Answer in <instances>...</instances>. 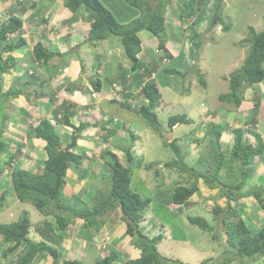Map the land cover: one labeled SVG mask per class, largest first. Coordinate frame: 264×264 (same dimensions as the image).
Listing matches in <instances>:
<instances>
[{"label": "rangeland", "instance_id": "rangeland-1", "mask_svg": "<svg viewBox=\"0 0 264 264\" xmlns=\"http://www.w3.org/2000/svg\"><path fill=\"white\" fill-rule=\"evenodd\" d=\"M100 1L119 21L128 22L139 15V12H136L125 0ZM150 1L153 5L156 3V0ZM187 1L190 2L192 7L190 16L184 15L183 11L188 7V4H185ZM60 4H63V0H0V24L8 20L11 15H17L22 19L21 28L11 34L12 38L8 39L14 41L20 36L26 41L23 46L14 48L9 52L15 57V66H10L3 73L2 89L7 90L15 84L22 89L23 95L21 94L17 98L11 97L0 105V117L4 113L9 116L5 124L0 123V129L3 128L2 140L8 143V151L15 153L11 164H4L5 157L8 154L7 151L0 153V168H3V172L0 173V186L8 183L7 180L10 179L9 171L14 165L25 168L30 167L35 171L40 170V164L43 162L42 157L38 156L40 152H36L37 149L34 147L29 148L32 139L28 141L27 136H25L26 133L24 134L29 125L35 126L44 117L52 123H56L55 119L62 118L64 113H69L71 117H74V124L82 122L85 124L84 130L87 128L92 130L93 126L86 125L87 123H94L93 121L102 115L107 118L106 124L109 125L113 116L114 120H118L113 121V124L125 125L124 131L127 134H118L117 132V135H112V133L109 134L110 131L107 129L105 132L101 126L98 128L97 134L111 135L108 137V142L111 145L101 143V138H97L98 141L95 144H101L102 146L106 144L110 148L111 146L115 148L117 144L122 148H130L134 160L133 164L126 165L132 171L130 186L142 197H152L153 200L148 202L147 205L153 208V211L157 213L162 221L161 225L156 227L154 220L157 219L151 220V223L141 220V222L144 221L141 224H148V228L152 225V227H156L154 231H161L159 234H162L163 239L157 244L159 254L164 257L179 259L184 264H222L223 262H225L224 264H264V258L243 262V259H239L234 253L225 252L228 248L227 235L223 232L222 224L213 219L214 207L225 206L227 202L221 189L209 188L200 180L199 190L190 198V202L186 203V206H177L171 203V199L174 185H178V181H182L180 173L177 168L161 167L162 164L177 159L173 149L167 144L169 140L162 135V130L173 131L171 141L178 137V143L184 150H187L189 147L194 148V144L190 145L188 138L192 140L196 136H203L207 122L217 118L225 122L226 119L231 127L246 128L248 125L246 123L243 125L241 122H244L248 115L249 119L253 116L256 118L255 129L261 134L264 143V79L251 86H246L243 91L244 97L252 99V102L255 100V94L259 95L263 106L258 105L253 111L250 109L245 110L244 105L241 108L238 107L239 109L234 108L230 104L222 103L217 98L220 93L227 91L225 76L241 64L247 55L249 48L244 45L245 47L241 49V40L249 37L251 27L256 32L264 29V0H183L180 5L177 0H171L165 7L164 37L166 43H168L167 48L172 51L171 54L173 55L175 53L174 49L183 44V57H179L178 60L170 57L168 62L163 63L165 60L160 62L158 70L162 80L158 77L159 97L157 105L153 108L157 115V126L149 124L142 117L143 115L138 112L142 104H148L147 98L141 93V87L148 82L149 78L157 77L155 72H151L149 77L142 76L139 79L138 75L140 76L144 69H138V71L129 69L130 62L123 53L122 45L116 36L107 37L93 46L84 43L83 39L87 37L90 22L87 19L84 21L80 16H73V13L66 6L62 8ZM215 11L220 12V15L214 19ZM202 12H204L203 20L193 25L195 17L201 15ZM81 14H84V11ZM85 16H87V13ZM227 24H230V27L228 30H224ZM190 27L192 28L190 29ZM191 30L199 32L201 34L200 39H203V45L199 50H195V55L188 52V47L190 48L191 44L185 38ZM140 33L143 34L144 32ZM38 40L55 52L49 62L43 66L31 60V49ZM152 40L153 38L147 39V44L158 56L157 43L155 41L152 43ZM183 41L185 42L182 43ZM169 53L168 51L167 57H169ZM7 54L5 52L3 57ZM189 54L191 58H194H192L190 64H187L185 59H191L188 56ZM144 62L150 65L147 59ZM169 69H175L178 73H169ZM148 70H150L149 67ZM26 73L31 74V76L26 77ZM23 74L26 79H23ZM32 76H36V78H32ZM199 78L206 81V87L200 85ZM28 80H30V83H28ZM97 80L103 86V90L101 86L99 90L93 87L91 81L96 82ZM131 81L133 82L131 83ZM79 85L85 86L84 92L92 96H98L96 99L98 101H88V104L92 105L91 108H94L93 111H86L84 108V110L79 111L75 105L70 104L69 101L72 100V97H75L74 90ZM69 86L72 91L69 90L71 89ZM120 102H127L137 112L127 109ZM64 103L67 107L63 105ZM102 105L106 107L101 108ZM222 106L226 108V112L225 109H222ZM55 110H57L56 117H54ZM72 111H77V113L72 114ZM182 113L187 114L188 118H192L193 123L190 125L176 124L169 127L167 123L169 116ZM59 123L56 124L57 131L62 139H68L73 129L68 126L64 127L61 122ZM197 124V130L194 132L196 134H193L190 131ZM225 124L227 123L225 122ZM130 132L143 137L141 142L144 146V153H141V155H139L140 149L133 144V139H129ZM184 133L186 137H183ZM228 133L230 136L228 139L223 137L225 140L223 142L226 144L225 149L227 150L230 143H232L233 136L231 132ZM81 135L86 136L87 134L83 132ZM209 138L208 136L201 142L202 148L196 150L197 145L195 146L191 154V158L194 159L193 163H191L190 158L186 160L198 169L200 167L202 170L207 167L210 169L212 164L206 160L207 157H210L206 146ZM249 138L253 143V136L251 135ZM42 143L45 145V142ZM77 143L81 144L80 139L77 140ZM38 145L41 147L40 144ZM30 149L33 151H30ZM111 151H113L112 148ZM29 152L32 153V156L29 155ZM145 153L146 155H144ZM123 155L119 153V156L122 157ZM34 160H37V163H34ZM253 162L252 167L250 166L252 177L247 180L244 189H248L254 184L264 185V158L258 159L255 157ZM96 164L100 167L102 163L96 161ZM80 165L88 170L89 160L83 159ZM76 167H79V165ZM74 172L73 168L69 171L72 178L75 179L76 175L81 176V174ZM210 172L207 178H209ZM224 176L225 171L222 168L218 177L221 180ZM89 177V180L85 177L82 178L74 187L68 185L69 189H65V194L69 190L72 195L80 198L81 201L92 202L91 204H93L99 197L108 193L110 173L105 166L102 173L90 172ZM70 201V204H72L74 200L70 199ZM239 202H242V204H239L237 208L238 213L246 223H254L255 218L253 217L256 216L254 208L260 210L255 198L252 196L241 198ZM23 210H27L30 219H32L30 236L33 234L37 236L35 224L39 219H43L42 215L33 205L18 201L13 194H8L3 205L0 206V222L18 220ZM187 213L193 216H203L210 224L216 225L214 231L221 234V241H213L211 233L191 224L186 217ZM121 214L117 207L114 212L107 214L109 217L106 215L108 222H117L113 225V228L118 226V222L122 223L119 219ZM259 222L264 224V219L259 218ZM167 224L176 237L174 235L166 236L168 232L163 226ZM148 228L144 229L145 232L153 237L155 234H152V230ZM91 234H93L91 231L83 233L84 237ZM4 246H0V250ZM94 251L98 252V250ZM115 254L121 255L119 252ZM12 256V254H9L6 258H2L0 254V264L13 263ZM209 256H212L213 259L208 260L207 257ZM83 259L90 264L85 254ZM95 259L93 258L94 261ZM32 264L54 263L51 257L45 259L37 257Z\"/></svg>", "mask_w": 264, "mask_h": 264}, {"label": "trees", "instance_id": "trees-1", "mask_svg": "<svg viewBox=\"0 0 264 264\" xmlns=\"http://www.w3.org/2000/svg\"><path fill=\"white\" fill-rule=\"evenodd\" d=\"M125 1L136 12H139L136 18L130 19L128 22L119 21L100 0H63V4L73 13V16H81L83 20L86 21L87 19L90 22L87 37L83 39L84 43L93 46L107 37L116 36L122 45L123 53L130 62V69L133 71L144 69L143 72L140 71L139 79L142 76L149 77L151 72H155L157 77L149 78L148 82L141 87V93L147 98L148 104H142L138 112L143 115L142 117L149 124L157 126V115L153 108L157 105L159 97L158 77L162 80L158 70L160 62L163 59H167V61L163 62L166 63L170 57L175 60L183 57V51L181 50L176 55L169 53V57L166 56L168 50L166 48V38L164 37V9L171 0H156L154 5L150 0ZM177 1L180 5L183 0ZM185 4H188V7L183 10L184 15L190 16L192 14L191 4L189 1ZM82 11H84V14H81ZM86 13L87 16H85ZM203 13L196 17L197 19L193 25L198 24L202 20ZM219 15L220 12H218V17ZM21 26L22 19L17 15H11L8 20L0 24V105L11 97L17 98L19 95H23L22 89L15 84L7 90L2 89L3 73L10 66H15V57L9 52L26 43L25 39L20 36L14 41L8 39L12 38L11 34L20 29ZM229 27L230 24H227L224 30H228ZM152 38V43L154 41L157 43L158 56L147 44V39ZM185 38L191 44V53L195 55V50H199L203 45V39H200L201 34L191 30ZM240 44L248 46L247 55L241 64L225 76L227 91L217 96L219 101L224 104H230L234 108H238L245 99L243 91L246 86H251L264 79V29L256 32L251 27L249 37L242 39ZM5 52L8 54L3 57ZM31 54V60L43 66L49 62L55 52L38 40L33 45ZM146 59L150 65L144 62ZM147 66L150 70H148ZM168 72L178 73L175 69H169ZM25 75L26 77L31 76V74L28 75L27 73ZM25 75H22L23 79H26ZM32 78H36V76H32ZM30 80H28V83H30ZM91 83L96 90L100 89L101 84L98 80L96 82L91 81ZM199 83L201 86L206 87V81L203 78H199ZM69 88L71 87L69 86ZM69 90L72 91V88ZM120 103L127 109L137 112L127 102ZM253 103L254 106L251 111L260 105V100H254ZM63 105L67 107L65 103ZM223 107L222 109H225L226 112V108ZM57 110L54 112V117L57 116ZM213 112L215 113V111ZM75 113L72 111V114ZM8 118V114L4 113L0 117V123L5 124ZM113 119L112 116V126L110 128H106V120L102 124V129L105 132L106 129L109 130V134L112 133V135H117L119 131L126 135L127 133L124 131L125 125L113 124V121H118ZM55 120L57 123L61 122V124L70 126L73 129L68 137L69 140L62 139L56 129V123H52L46 117L41 118L35 126L29 125L26 132H24L27 140L29 141L33 137L44 140V149L47 157L40 164V170L38 171L30 167L25 168L14 165L10 170L8 183L0 186V206L3 205L8 194H13L18 201L33 205L43 217L42 220L39 219L35 224L37 236L34 234L30 236L32 219H30L27 210L22 211L18 220L0 222V241L2 242L0 246L6 244L0 250L2 258L12 254L13 263L11 264H31L36 257L45 258L50 256L54 264H86L78 258L66 257L60 249L61 239L72 232L76 235H81L88 229L97 232L105 223L106 215L118 207L122 213L120 220L126 226L125 232L131 237L132 244L141 249L140 257L124 260L122 264H184L179 259L164 257L159 254L157 244L163 239L162 234L148 237L139 228L143 212L146 210L148 202L153 199L151 196L142 197L140 193L130 187L132 171L130 167L126 166L133 160L130 148H122L117 144L115 145L117 149L123 151L125 163L121 162L119 156L110 150V146H107L104 152L101 153L106 160L107 168L110 169V187L107 194L99 197L93 204H91L92 202L81 201L75 195L66 196L63 189L66 183L67 168L71 163H81V158L83 157L81 154L75 153V149L78 148L77 138L80 135L76 132L82 130L85 125L80 123L75 126L71 122L69 113H64L62 118ZM256 122L254 116L249 119L247 115L245 121L242 122L248 125L246 128L230 126L229 130L233 136L228 150L225 149L226 144L221 141L222 132L228 127L218 119H213L206 123V131L203 136H196L192 140L188 138V142L190 145L194 144V148L198 145L195 148L198 150L202 148L201 142L205 140L204 138L210 137L206 143L210 157H207L206 160L212 164L210 169L208 167L204 169L206 170L205 172L201 167L198 169L195 165H191L194 162V159L191 158L194 148L189 147L184 150L178 143V137H175L172 141H167V144L171 146L176 154L177 159L163 164L164 167L177 168L182 180L178 181V185H174L172 204L186 206V203L190 202V198L199 190L198 181L200 179L207 187L218 188L223 191L227 200L226 205L214 207L213 219L222 224L223 232L227 235L226 243L228 248L225 252L234 253L239 259H243V262L264 258V224L259 222V218L264 219V185L254 184V186L244 189L247 180L252 177L251 164L254 163L255 157L258 159L264 158V143L262 142L261 134L255 129ZM167 123L169 127L176 124L190 125L193 120L190 117L188 118L187 114L182 113L169 116ZM197 127L198 124L190 132L196 134L194 132ZM156 129L158 130L157 127ZM2 131L3 128L0 129V153L7 151L8 154L5 157L4 164H11L15 153L8 151V143L2 140ZM129 135V139L131 138L134 141L135 134L131 133ZM251 135L254 138L253 143L249 138ZM100 136L102 141L108 142V137L111 135ZM183 137H186L185 133ZM188 158H190L191 163L186 161ZM222 168H224L225 176L220 180L218 176ZM2 169L0 168V173L3 172ZM210 170L212 171L210 172ZM209 172L211 174L207 178ZM250 196L255 198L260 208V210L254 208L256 210V216L253 217L255 222L250 223L251 225L246 223L237 210L239 204H242L239 200ZM70 199L74 200L72 204H70ZM223 213L226 214L223 215ZM154 214L156 215V213ZM186 217L191 224L197 225L203 231L211 233L213 241H221V234L214 231L216 225L210 224L205 217L193 216L190 213H187ZM77 220H80V223H77ZM66 228H68L67 231ZM116 258L117 255L111 251L97 258L92 264H111L117 260ZM207 258L208 260L213 259L212 256Z\"/></svg>", "mask_w": 264, "mask_h": 264}, {"label": "crops", "instance_id": "crops-1", "mask_svg": "<svg viewBox=\"0 0 264 264\" xmlns=\"http://www.w3.org/2000/svg\"><path fill=\"white\" fill-rule=\"evenodd\" d=\"M60 5H61L62 8L64 7V4H60ZM182 46H183V44H181L180 47H177V49H174V51H175L174 54L175 55L178 54V51H180V50L182 51ZM167 47H168V43H166V48ZM243 47H245V46L244 45H240L241 49ZM167 50H168V48H167ZM168 51L170 53H172V51H170V50H168ZM188 52L191 53L189 47H188ZM188 56L191 58L190 54ZM140 58L143 59V57H141V56H140ZM185 60H186L187 64L188 63L190 64V61L192 60V58L191 59H185ZM129 69H130V66H129ZM132 82L133 81H131V83ZM82 86L83 85H79L78 88L74 90L75 97H72V100H70L69 102H70V104L75 105L76 109L79 110V111L80 110H84V109H86V111L87 110H92L93 111L94 108H91L92 105L88 104V101L96 102V101H98V100H96L98 96H96V95L92 96L91 94H89L87 92H84L83 90H84L85 86H83V87ZM102 87L103 86H101V89L103 90ZM257 99H259V95L256 93L255 94V100H257ZM251 100L252 99H250V98L249 99L245 98L242 101V103H241V105L239 107L241 108L244 105L243 108H246L245 110H247V109L251 110L253 108V106H254L253 105L254 103ZM260 106H263L261 100H260ZM102 107H106V106L102 105L101 108ZM101 108H95V109L100 110ZM263 108H264V106H263ZM263 111H264V109H263ZM75 112L77 113V111H75ZM107 114H108V112H107ZM74 116H76V115H74ZM104 117L101 115V116H99V118L97 117V120L93 121L94 123H92V124L91 123H87L86 124V125H92L93 129H95V130H93V129L91 130V129H88V128L86 130H84V128H83L82 130L78 131L80 135L77 138V140L80 139V143L81 144L77 143L78 148L75 149V151L77 150V153H80V154H82V153L87 154L88 156L84 157L83 159H88L90 165H88L89 169L87 170V169H84L80 165L81 163H77L79 165V167H76L77 165L72 164L69 167V169L67 171V174H66V182L67 183H65L64 190L66 188L69 189L68 185H69V187H70V185H72V187L76 186V183L79 182L84 177L87 180H89L90 179V177H89V173L90 172L98 174V172L101 171V165H100V167H98L97 164L95 163L96 161L103 163L102 159L100 158V153H101L100 148L95 143H97V141H98L97 138L101 137L100 135L97 134L98 128L101 127L102 124L107 120V118H104ZM73 118L74 117H71V119H72L71 122L74 124ZM217 119L220 121L219 118H217ZM225 122L227 123V124H225V126L228 127V129H226V130H224V132H222V135H221L222 136V141H225L223 139V137H226V139H228L230 137L228 132H230L229 127L231 125L228 122V120H226V119H225ZM225 122H223V123H225ZM79 123L80 122H78V124H74V125L78 126ZM126 123L128 124V121ZM56 124H58V123L56 122ZM62 125L64 127L67 126V125H64V124H62ZM111 126H112V123H111ZM68 127H70V126H68ZM106 128H110V125L106 124ZM83 132L86 133L87 135L86 136L81 135ZM119 133H123V132L119 131L118 134ZM171 133H173V131ZM142 139H143V137L141 135H138V136L135 135L134 141H133V144H135V146L140 149L139 155H141V153H144L143 152L144 151V146L142 145V142H141ZM41 141L45 142L44 140H42L40 138H34L33 137L31 145H29V148L34 147L35 149H37L36 152H38V153L40 152L38 156L42 157L41 160L43 161L44 159H46L47 155H46L45 149L43 147L44 143H42ZM37 143L40 144L41 147H39V145ZM109 145H111V144H109ZM112 150L114 152H119L120 154H123V151L117 149L116 147L114 148L112 146ZM30 151H33V150L30 149ZM29 155L32 156V153L29 152ZM144 155H146V153ZM123 157L124 156H122V157L120 156V159L123 160ZM33 162L37 163V160H34ZM133 162H134V160L132 161V164H133ZM161 167H163V164H162ZM71 168H73L75 170L74 173H79V174H81V176H77L76 175L75 179L72 178V176L69 174V171H70ZM200 180L198 181V186H200ZM66 195L67 196L68 195H72V193H70L69 190H68V193ZM177 206H179V205H177ZM115 210H112L109 213L114 212ZM154 213L155 212L153 211V208L151 206H148L146 208V210H144L143 218L141 220L149 221L151 223V220L157 219L156 221L154 220V225L156 227H158V225H161L162 221L160 220L161 218L157 215V213H156V215ZM107 217H109V215H107ZM119 219H120V217H119ZM121 222L122 223L118 222V226L119 227L117 226L116 228H113V225L116 224L117 222H114V221L108 222V220L105 218V223L103 224V226L97 232L94 233V231L88 229V231H91L93 233V234H91L88 237H84L83 234L76 235L74 232H72L69 235H67V236H65V237H63L61 239V241H60V249L63 251V254L66 257H68V258H78V259L82 260L86 264H88V262H86L83 259V255L84 254L86 255V257L90 261L89 262L90 264H92L94 262L93 258H96V259L100 258V257L108 254L111 251H113L114 253H116V252L121 253V255H117V258H116L117 260L115 262L111 263V264H122V262L124 260L135 259V258L140 257L141 249L132 244L131 237L125 232L126 226H125L123 221H121ZM142 222H144V221H142ZM142 222L140 221L139 228L141 229V231L144 234H146L149 237H151L144 230V229L148 228V224H145V223L141 224ZM77 223H80V220H77ZM156 227H152V225H150L148 229L152 230V234L157 235L161 231H159V230L154 231ZM163 228H166L165 230H167V232H168V234H166V236L174 235V237H176V235L172 231H170V229L168 227V224L164 225ZM67 229L68 228H66V231H67ZM88 231H86V232H88ZM94 250H98V252L94 251ZM67 252H69V253H67ZM47 257H50V256H47ZM47 257H45V258H47ZM45 258H42V259H45Z\"/></svg>", "mask_w": 264, "mask_h": 264}, {"label": "clouds", "instance_id": "clouds-1", "mask_svg": "<svg viewBox=\"0 0 264 264\" xmlns=\"http://www.w3.org/2000/svg\"><path fill=\"white\" fill-rule=\"evenodd\" d=\"M214 13H216V17H218V11H215ZM197 16H199V15H197ZM214 17H215V15H214ZM195 20H196V17H195V19H194V22H195ZM203 20V19H202ZM163 60H165V61H167V59H163ZM201 104H203V103H201ZM114 120V119H113ZM110 125V127H111V123L109 124ZM108 143L109 144V142H106V141H101V143ZM99 146V148H100V151H101V153L102 152H104V149L107 147V145L105 144V146H102L101 144H99L98 145ZM101 146H102V148H101ZM111 148H112V146H111ZM111 148H110V150H111ZM112 152H114V151H112ZM75 153H77V152H75ZM101 153H100V158L102 159V164H101V173H102V170H103V168H104V166L106 167V169L108 170V172L110 173V169L109 168H107V166H106V164H105V162H106V160L102 157V155H101ZM117 156H119V152H114ZM78 154H80V153H78ZM124 154V153H123ZM83 157L81 158V159H83L84 157H87L88 155L87 154H84V153H82L81 154ZM124 157H123V160H121L120 159V156H119V159L121 160V162H124L125 163V155H123ZM133 161V160H132ZM132 161L131 162H129L128 164H127V166H129L130 164H132ZM96 163V162H95ZM72 164H74V163H71V165ZM104 164V165H103ZM70 165V166H71ZM75 165H78V164H75ZM69 166V167H70ZM69 167L67 168V171H68V169H69ZM67 171H66V174H67ZM9 173H10V171H9ZM65 177H66V175H65ZM131 187V186H130ZM64 190V189H63ZM64 192H65V190H64ZM67 196V195H66ZM179 206H181V205H179ZM35 259V258H34ZM34 261V260H33ZM33 263V262H32ZM31 263V264H32ZM10 264V263H9Z\"/></svg>", "mask_w": 264, "mask_h": 264}, {"label": "water", "instance_id": "water-1", "mask_svg": "<svg viewBox=\"0 0 264 264\" xmlns=\"http://www.w3.org/2000/svg\"><path fill=\"white\" fill-rule=\"evenodd\" d=\"M216 18V13H215V17H214V19ZM162 135L166 138V139H168L169 141H171V139H172V135H171V132L170 131H164V130H162Z\"/></svg>", "mask_w": 264, "mask_h": 264}]
</instances>
